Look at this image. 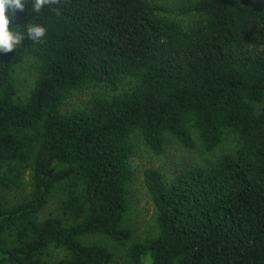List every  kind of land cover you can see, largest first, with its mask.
<instances>
[{
    "label": "trees",
    "instance_id": "trees-1",
    "mask_svg": "<svg viewBox=\"0 0 264 264\" xmlns=\"http://www.w3.org/2000/svg\"><path fill=\"white\" fill-rule=\"evenodd\" d=\"M187 9L185 25L150 0H50L39 13L26 0L9 17L24 40L0 54V181L24 185L26 173L11 168L20 165L32 193L0 205V264H47L51 249L64 253L58 264H113L107 247L82 240H131L123 223L136 140L162 155L169 136L196 148L194 134L208 152L226 136L237 149L171 181L144 171L159 235L131 245L128 264H264V0H192ZM34 24L47 29L43 43L27 37ZM29 57L39 76L19 103L14 72ZM128 79L130 91L64 113L75 92ZM65 181L74 223L39 220Z\"/></svg>",
    "mask_w": 264,
    "mask_h": 264
},
{
    "label": "rangeland",
    "instance_id": "rangeland-1",
    "mask_svg": "<svg viewBox=\"0 0 264 264\" xmlns=\"http://www.w3.org/2000/svg\"><path fill=\"white\" fill-rule=\"evenodd\" d=\"M156 5L162 6L168 16H171L183 24L193 22L192 15L188 7L192 0H150ZM39 76V64L34 57L27 58L22 64L18 65L14 72V80L17 86L16 101L25 103L30 98L35 88ZM134 83L128 79L117 89L110 87H91L84 91L75 92L68 98L63 107L64 113L72 112L77 109L85 108L90 104L94 97L111 99L113 96L130 91ZM258 111L264 109V101L257 105ZM196 139V148L187 149L175 138L168 137L165 152L157 155L149 149L143 141L136 140V156L132 160L134 171L133 178L128 185L129 210L125 216L123 226L132 232L131 240L121 245L109 237L95 235L84 238L86 244H100L109 249L113 255V264H128L127 250L137 243H145L159 235L157 225V211L144 185V171L148 168L159 169L165 175L167 181L173 180L181 173L193 168H210L214 162L223 154L233 152L237 149V140L234 136H226L225 141L213 152L204 149L200 141ZM11 168L26 173V183L19 188L11 185L5 187L0 181V205L5 208H12L27 202L32 193L31 175L29 170L20 165H11ZM7 168L0 169V180L6 173ZM71 183L69 181L58 184L52 192L48 204L38 216L39 220L49 217L62 219L66 224L74 223V220L64 213V204L68 198ZM10 244L15 242L12 235L7 236ZM64 257L60 250L51 249L42 256L47 264H58Z\"/></svg>",
    "mask_w": 264,
    "mask_h": 264
},
{
    "label": "clouds",
    "instance_id": "clouds-1",
    "mask_svg": "<svg viewBox=\"0 0 264 264\" xmlns=\"http://www.w3.org/2000/svg\"><path fill=\"white\" fill-rule=\"evenodd\" d=\"M50 0H32V11L39 13ZM26 0H0V54L14 52L22 44L24 33L9 29L10 16L25 10ZM14 28V27H13ZM47 29L39 24L26 28L27 37L34 43H43Z\"/></svg>",
    "mask_w": 264,
    "mask_h": 264
}]
</instances>
